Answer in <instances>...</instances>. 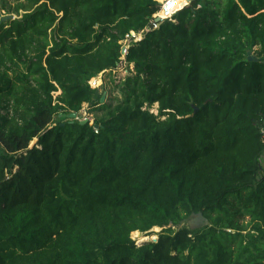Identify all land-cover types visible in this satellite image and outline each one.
Masks as SVG:
<instances>
[{
  "label": "trees",
  "instance_id": "obj_1",
  "mask_svg": "<svg viewBox=\"0 0 264 264\" xmlns=\"http://www.w3.org/2000/svg\"><path fill=\"white\" fill-rule=\"evenodd\" d=\"M20 1L0 25V264H264V0H193L155 30L158 0ZM143 31L102 103L90 82ZM84 105L93 125L69 118Z\"/></svg>",
  "mask_w": 264,
  "mask_h": 264
},
{
  "label": "rangeland",
  "instance_id": "obj_2",
  "mask_svg": "<svg viewBox=\"0 0 264 264\" xmlns=\"http://www.w3.org/2000/svg\"><path fill=\"white\" fill-rule=\"evenodd\" d=\"M160 2V0H159ZM24 3L20 0H0V18L2 17H7V16H13L14 19H20L21 16L25 13V11L22 8V5ZM182 6V5H181ZM10 20H6L3 23H8ZM133 42V41H132ZM130 43V45L132 44ZM129 45V46H130ZM133 66L130 65L128 66H119L116 70L110 71L106 70L105 72H102L98 77L94 78L92 80V84L94 85V88L98 90L99 86L103 87L102 91H99L103 95H106V100L109 101L110 103L116 104L117 100H122L123 99V94L121 92V88H119L120 83L123 82L125 77H127L130 73L129 70L132 71ZM60 93L55 94L57 96ZM157 110V105L154 107V112L156 113ZM86 111L87 113V118L90 121V124L92 125L94 123L96 115H99L97 112L91 111V109L87 106L84 105L82 112ZM34 141L32 145L35 143ZM262 165L264 166V158L262 159ZM194 217L190 218L185 224L192 220ZM250 219L247 218L245 221H241V224L243 226H246L248 228V232H251V226L249 224ZM209 224L207 225V227ZM180 226L179 228H174L176 230L182 228ZM203 228V227H202ZM197 229V230H201ZM154 231V230H152ZM162 231V229L158 228V230L151 232L149 236H147L149 239H158V234ZM232 235L237 233L236 231H228ZM243 234H247V232H244ZM145 237V236H144ZM131 238L136 242L137 245H141L143 241L147 240V238H140L135 235V233L132 234ZM232 249H236L237 245L232 244Z\"/></svg>",
  "mask_w": 264,
  "mask_h": 264
},
{
  "label": "built area",
  "instance_id": "obj_3",
  "mask_svg": "<svg viewBox=\"0 0 264 264\" xmlns=\"http://www.w3.org/2000/svg\"><path fill=\"white\" fill-rule=\"evenodd\" d=\"M159 3H160V10H159V12L156 15H154L153 19L150 21V29H154L155 30V29L159 28V24L160 23L156 22L157 18H160L162 22H164L166 20L172 21L174 16L180 11L179 10L177 12H172V9L175 6V1L174 0H160ZM186 6L187 5H185L184 7H186ZM148 30H149V28L146 31H148ZM144 33H145V31H143L141 33H138V34L132 32L130 35L126 36V39L124 41H122V58H121L120 66H126V64H127L126 55L128 53V48L130 47L129 46L130 43L132 41L133 42L141 41V39L143 38ZM133 68H134V66H133ZM133 68H132V70H133ZM129 73H130V71H129ZM90 84L94 88V85L92 84V81L90 82ZM86 113H87L86 111H83V112L81 111L79 114H76V119L75 120L82 121V122H90L89 119L87 118V114ZM97 129H98V127H95V130H97Z\"/></svg>",
  "mask_w": 264,
  "mask_h": 264
},
{
  "label": "water",
  "instance_id": "obj_4",
  "mask_svg": "<svg viewBox=\"0 0 264 264\" xmlns=\"http://www.w3.org/2000/svg\"><path fill=\"white\" fill-rule=\"evenodd\" d=\"M192 2H193V0H186V3H187L186 5H189ZM6 20H14V17L13 16L2 17L0 19V25ZM156 22L157 23H161L162 21H161L160 18H157ZM105 101H106V95L104 94L103 97H102L101 102L105 103ZM69 118L72 119V120H75L76 119V113H72L69 116ZM262 133H264V128L262 130ZM193 217L194 218L192 220H190L187 223V225H186L189 229L197 230V229H200L202 227H206L208 225V219L206 217H204L202 213H198L196 215L194 214ZM152 232H154V231H152ZM147 236H149V235L148 234L139 233V237L140 238H147V240L143 241L142 244L149 243V242H157V240H158V239H149Z\"/></svg>",
  "mask_w": 264,
  "mask_h": 264
},
{
  "label": "bare ground",
  "instance_id": "obj_5",
  "mask_svg": "<svg viewBox=\"0 0 264 264\" xmlns=\"http://www.w3.org/2000/svg\"><path fill=\"white\" fill-rule=\"evenodd\" d=\"M174 1H175V6L172 9V12H177V11L181 10L187 4L186 0H174ZM102 90H103V87L99 86L98 91H102ZM156 230H158V228L154 229V231H156ZM135 235L139 237V232H136Z\"/></svg>",
  "mask_w": 264,
  "mask_h": 264
}]
</instances>
